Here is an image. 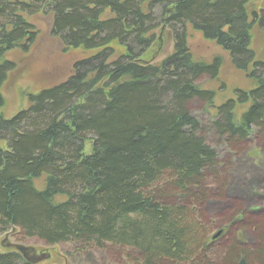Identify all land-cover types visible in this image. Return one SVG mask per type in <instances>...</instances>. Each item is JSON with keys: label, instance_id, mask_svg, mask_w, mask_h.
I'll use <instances>...</instances> for the list:
<instances>
[{"label": "trees", "instance_id": "trees-1", "mask_svg": "<svg viewBox=\"0 0 264 264\" xmlns=\"http://www.w3.org/2000/svg\"><path fill=\"white\" fill-rule=\"evenodd\" d=\"M252 1L0 0V92L15 69L2 56L35 41L25 17L48 15L64 49L96 52L75 62L61 83L29 95L26 109L0 117V235L17 229L75 252L110 245L134 252L141 264H219L222 256L234 264L239 251L240 259L264 264L263 249L244 251L234 239L208 247L189 209L222 184L217 153L189 106L213 105L215 93L197 83L216 80L224 61L219 54L195 59L187 31L213 43L232 69L256 83L247 93L234 91L239 103H249L238 123L239 103L228 99L205 130L227 142L245 141L254 129L264 136V63L250 49L252 27L264 29V10L249 15ZM160 27L171 33L172 52L158 64H141ZM163 178L175 194L153 189ZM235 216L242 221L231 225L260 232L256 220ZM0 264L32 263L0 253Z\"/></svg>", "mask_w": 264, "mask_h": 264}, {"label": "rangeland", "instance_id": "rangeland-1", "mask_svg": "<svg viewBox=\"0 0 264 264\" xmlns=\"http://www.w3.org/2000/svg\"><path fill=\"white\" fill-rule=\"evenodd\" d=\"M247 10L249 15L252 12L258 13L264 10V0L252 1ZM109 17V13L106 12L102 19ZM25 20L34 29L35 41L27 51L17 48L7 52L1 58V61H8L15 65V69L9 74L0 92L4 101L3 106L0 107V117L4 119H9L26 109L29 95L61 83L70 75L75 62L96 53L81 49H64L59 40L49 31L51 23L48 15L38 14L25 17ZM154 35L155 42L139 59L141 64H158L172 52V36L167 28H158ZM187 45L197 60L210 61L219 54L224 61L216 80L202 78L197 83L199 89L215 93L213 105L207 106L205 102L193 101L189 106L191 115L199 121L206 143L217 153L222 182L219 186L211 187L214 193L196 203L194 208L190 205L193 220L201 227L208 247L210 245L218 247L224 243L227 244L225 247H228L229 241L234 239L244 251L250 252L256 248L264 250V136L259 130L254 129L253 134L245 141L227 142L218 140L214 129L205 130L210 128L214 120L215 108L228 99H233L237 103L234 91L247 93L255 88V80L232 69L227 58L214 47L213 43L203 40L198 32L189 28ZM250 49L255 55V60L264 63V29L252 27ZM113 50L115 55L122 53V49L116 46ZM254 72L255 76L259 75L258 71ZM248 107L249 103L235 105L236 123ZM0 147L5 148V144L0 142ZM90 149L91 144L87 142L84 153L88 154ZM43 180L44 177H40L34 181L36 188L42 187ZM155 187L153 189L159 194H166V196L175 194V189L167 178H163ZM238 213L244 214L245 221L256 220L261 226L260 232H256L247 223L231 225V222L236 220L242 221L240 216L232 217ZM224 227V236L209 245L210 237ZM230 229L232 232H229ZM4 241L34 248L37 252L49 256L38 264H141V261L136 260L134 252L110 245H105L101 249L87 248L84 251L75 252V247L71 244L46 246L37 240L24 238L19 230H9L1 234L0 244ZM0 253L3 254L1 249ZM240 256L244 255L239 251L234 264L238 263ZM217 263L225 264L223 256ZM246 263L259 264L258 260L252 258L246 260Z\"/></svg>", "mask_w": 264, "mask_h": 264}, {"label": "water", "instance_id": "water-1", "mask_svg": "<svg viewBox=\"0 0 264 264\" xmlns=\"http://www.w3.org/2000/svg\"><path fill=\"white\" fill-rule=\"evenodd\" d=\"M221 232H217L214 236H212V240L216 239ZM2 248L6 252H15L19 253L23 256L26 262L32 263V264H37L43 260H46L48 258V255H41L38 256L36 255V251L33 248L29 247H23L20 245H15V244H7L6 241L2 243ZM238 264H247L244 259L240 260Z\"/></svg>", "mask_w": 264, "mask_h": 264}, {"label": "flooded vegetation", "instance_id": "flooded-vegetation-1", "mask_svg": "<svg viewBox=\"0 0 264 264\" xmlns=\"http://www.w3.org/2000/svg\"><path fill=\"white\" fill-rule=\"evenodd\" d=\"M219 231L221 232V234L219 235V237L217 239L213 240V241L210 240V244L215 243L220 237H223L224 236V234H225V227L224 228H221Z\"/></svg>", "mask_w": 264, "mask_h": 264}, {"label": "bare ground", "instance_id": "bare-ground-1", "mask_svg": "<svg viewBox=\"0 0 264 264\" xmlns=\"http://www.w3.org/2000/svg\"><path fill=\"white\" fill-rule=\"evenodd\" d=\"M242 259H244V258H241L240 260H242Z\"/></svg>", "mask_w": 264, "mask_h": 264}]
</instances>
